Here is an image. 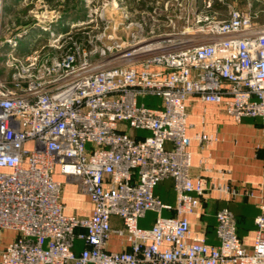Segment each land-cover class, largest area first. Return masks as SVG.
Instances as JSON below:
<instances>
[{
	"label": "built area",
	"instance_id": "obj_1",
	"mask_svg": "<svg viewBox=\"0 0 264 264\" xmlns=\"http://www.w3.org/2000/svg\"><path fill=\"white\" fill-rule=\"evenodd\" d=\"M168 2L151 10L166 30L157 23L144 31L122 10L112 31L105 26L83 40L65 32L48 42L54 52L20 54L18 34L2 38L0 25V49L8 45L0 72V231L15 232L0 264H264L263 199L250 248L227 206L215 213L216 243L191 232L188 216L201 217V200L215 193L227 201L237 189L192 180L185 132L190 96L223 104L236 121L264 120V22L228 4L220 18L213 0H172L176 11L166 12ZM145 96L159 106L138 101ZM56 168L89 197L90 215L64 212ZM164 179L172 181L173 204L154 193ZM147 211L154 218L142 227ZM112 233L120 250L107 247Z\"/></svg>",
	"mask_w": 264,
	"mask_h": 264
},
{
	"label": "crops",
	"instance_id": "obj_2",
	"mask_svg": "<svg viewBox=\"0 0 264 264\" xmlns=\"http://www.w3.org/2000/svg\"><path fill=\"white\" fill-rule=\"evenodd\" d=\"M5 1L2 0V2ZM11 1L14 4L22 2V0ZM5 14L1 8L0 18ZM5 46L8 48V45ZM30 50L31 48L23 46L22 43L17 46V52L20 54ZM3 59L0 61V72L4 70ZM185 132L191 138L189 173L192 180L201 176L210 183H225L237 189V194L227 201L218 198L215 193L211 194L210 199L201 200L199 203L201 217L198 219L193 215L188 216L191 232L203 235L207 241L216 243L215 213L220 207L227 206L235 215L234 218L239 219L238 236L243 244L250 248L255 228L254 217L258 213L257 205L261 199L264 200V120L258 117H242L236 121L226 111L223 104L201 101L197 96H190L186 102ZM201 132L210 133L214 138L210 142L200 141L195 136ZM54 178L61 182V200L64 204V212L66 214L90 215L92 203L89 197L79 189L77 183L66 178L58 168L54 172ZM164 181H168L172 186L171 179ZM246 188L249 189L251 195L244 193ZM165 202L173 204L170 200ZM163 213L168 214L170 211ZM153 218L154 213L146 226L151 224ZM111 223L113 226H119V218L111 217ZM236 226L238 227L237 224ZM14 236L13 230H1L0 250ZM82 246L80 240L75 241L76 251ZM107 247L110 250L122 248L117 234H111Z\"/></svg>",
	"mask_w": 264,
	"mask_h": 264
},
{
	"label": "rangeland",
	"instance_id": "obj_3",
	"mask_svg": "<svg viewBox=\"0 0 264 264\" xmlns=\"http://www.w3.org/2000/svg\"><path fill=\"white\" fill-rule=\"evenodd\" d=\"M22 0L14 4L11 0L2 2V10L5 15L0 18L2 26V38H7L15 33L18 34L17 46L22 43L23 46L31 49L49 50L54 52V47H50L48 42L59 38L65 32L73 31L81 33L79 39L83 40L86 36H91L98 31H112V24L123 22L122 10L128 14L129 20L141 23L143 30L159 23L161 29H167L162 26L161 21H156L151 10L153 8L164 7L167 0ZM168 10H175V4H170L168 0ZM75 8H72L73 4ZM240 10H251L257 12V20L264 22V0H213L212 5L218 11V17L227 16L228 5ZM67 7V10L65 8ZM177 8V6H176ZM36 14V17L35 15ZM177 22V21H176ZM181 23V20L177 22ZM42 26H47L43 29ZM119 25L115 33L120 36L126 35V30ZM163 27V28H162ZM61 38V37H60ZM7 46L0 49V61ZM17 49V48H16ZM2 57V58H1ZM150 107H158L160 99L155 96H145L138 99ZM146 133L145 131H138ZM166 180V179H164ZM160 181L154 188V193L163 200L175 202V193L168 181ZM174 193V194H173ZM153 217L151 211H147L146 216L139 221V225H148Z\"/></svg>",
	"mask_w": 264,
	"mask_h": 264
},
{
	"label": "trees",
	"instance_id": "obj_4",
	"mask_svg": "<svg viewBox=\"0 0 264 264\" xmlns=\"http://www.w3.org/2000/svg\"><path fill=\"white\" fill-rule=\"evenodd\" d=\"M76 2H78V0L76 1ZM75 5H77L76 3L75 4H73V6H72V8H75ZM65 10H67V7L65 8ZM81 35V33L80 34H75V38H79V36ZM133 134L135 135V136H141V135H143V133L142 132H138V131H134L133 132ZM163 200V199H162ZM229 208V207H228ZM234 215V214H233ZM235 216V215H234ZM236 220V219H235ZM236 224L238 225V227L236 226V231L238 230L239 231V219L238 220H236ZM237 234H238V232H237Z\"/></svg>",
	"mask_w": 264,
	"mask_h": 264
}]
</instances>
